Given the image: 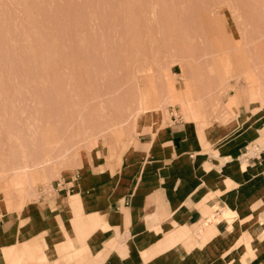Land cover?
Segmentation results:
<instances>
[{
  "label": "rangeland",
  "instance_id": "rangeland-1",
  "mask_svg": "<svg viewBox=\"0 0 264 264\" xmlns=\"http://www.w3.org/2000/svg\"><path fill=\"white\" fill-rule=\"evenodd\" d=\"M262 62L264 0H0L8 211L48 197L82 154L116 161L136 135L171 119L196 131L229 129L240 111L264 106ZM170 83L182 104L170 99ZM140 97L146 119L134 114Z\"/></svg>",
  "mask_w": 264,
  "mask_h": 264
},
{
  "label": "crops",
  "instance_id": "crops-1",
  "mask_svg": "<svg viewBox=\"0 0 264 264\" xmlns=\"http://www.w3.org/2000/svg\"><path fill=\"white\" fill-rule=\"evenodd\" d=\"M258 108L210 132L171 119L116 161L79 160L48 197L0 212V264H264Z\"/></svg>",
  "mask_w": 264,
  "mask_h": 264
},
{
  "label": "bare ground",
  "instance_id": "bare-ground-1",
  "mask_svg": "<svg viewBox=\"0 0 264 264\" xmlns=\"http://www.w3.org/2000/svg\"><path fill=\"white\" fill-rule=\"evenodd\" d=\"M263 61V60H262ZM264 62H262V64H263ZM131 68V67H130ZM135 68V67H134ZM129 69V68H128ZM149 69V68H148ZM133 72V71H132ZM139 72V71H138ZM130 73V72H129ZM134 73H136V71L134 72ZM136 74H138V73H136ZM130 75V74H129ZM129 77H131V76H129ZM136 77V76H135ZM134 77V78H135ZM132 78V77H131ZM138 77H136V79H137ZM142 79V78H141ZM131 80H134V79H131ZM254 80H255V82H256V79L254 78ZM253 80V81H254ZM136 82V81H135ZM250 83H252V80L250 81ZM136 84V83H135ZM257 84V83H256ZM258 84H259V81H258ZM137 85V84H136ZM135 85V86H136ZM140 85V84H139ZM139 85H137V87H138V89H140L141 90V88L139 87ZM169 85H171L170 86V99H172L173 101H175V102H181V104L183 103L182 101H185V100H182L181 98H184V96L183 97H180V96H178L177 95V93H176V88H175V85H174V83H170ZM185 92H186V89H187V92L185 93L186 94V96H185V98L184 99H186L187 98V96H188V94H189V86H188V84H187V82H186V84H185ZM258 88H260V85H258ZM141 92V91H140ZM142 93V92H141ZM141 93H140V95H141ZM139 94V93H138ZM139 95V96H140ZM95 98V97H94ZM93 98V99H94ZM139 98V97H138ZM141 100V101H140ZM140 100H138V101H140V106H139V104H138V106H137V108H139V110L138 111H134V112H136V113H134V114H136V118H139V116L142 118V117H145V119L147 118V113H148V111H149V109H148V107L146 106L147 104L145 103V98L144 99H141V97H140ZM182 100V101H181ZM238 101V100H237ZM139 103V102H138ZM237 103H239V102H237ZM241 104V103H240ZM234 105H235V101H234ZM233 105V106H234ZM239 106V105H238ZM136 108V109H137ZM234 110H235V106H234ZM134 114H133V118L135 117L134 116ZM143 123H146V122H143ZM142 123V124H143ZM140 124V123H139ZM161 131V129H158V130H155V129H153L152 130V132L153 133H158V132H160ZM93 139V138H92ZM44 140H45V142H46V145L47 146H53V145H58V139L57 138H44ZM57 148V147H56ZM82 156H83V158L85 157L83 154H82ZM81 158V157H80ZM82 158V159H83ZM38 173V172H37ZM19 178H22V176H19ZM24 183H19L18 185H23ZM4 187H6V186H4ZM6 188H8V186L6 187ZM4 194H5V196H2V193L0 194V197L1 198H3V201H4V207L2 208V213H4V212H6V211H8L9 210V208L11 207L10 206V202H9V200H8V198H7V196H9V192H8V190L6 189V191L4 192Z\"/></svg>",
  "mask_w": 264,
  "mask_h": 264
},
{
  "label": "built area",
  "instance_id": "built-area-1",
  "mask_svg": "<svg viewBox=\"0 0 264 264\" xmlns=\"http://www.w3.org/2000/svg\"><path fill=\"white\" fill-rule=\"evenodd\" d=\"M56 187H58V183L56 184Z\"/></svg>",
  "mask_w": 264,
  "mask_h": 264
}]
</instances>
